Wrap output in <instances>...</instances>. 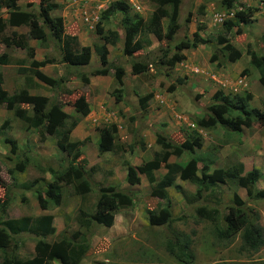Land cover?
Returning a JSON list of instances; mask_svg holds the SVG:
<instances>
[{
	"label": "rangeland",
	"instance_id": "rangeland-1",
	"mask_svg": "<svg viewBox=\"0 0 264 264\" xmlns=\"http://www.w3.org/2000/svg\"><path fill=\"white\" fill-rule=\"evenodd\" d=\"M8 1L9 8L0 0L1 20L6 19L8 9L36 13L38 0ZM52 1L55 6L49 14L61 18L64 34L75 35L79 45H87L91 49L93 45H104L107 73L90 74L91 70L101 67L100 57L93 50L86 65L71 66L61 62L59 43L47 37L44 41L27 39L26 42L33 47V58L53 60L38 70L52 79L64 80L51 87L29 72L23 74L20 69L28 66L29 61L25 50L4 41L12 42L17 35L26 33L27 27L6 25L0 32V53L6 52L9 62L0 65L2 86L7 94L21 89L28 91L27 86L32 85L33 80L38 85L33 90L37 93L32 94L34 98L55 101L62 111L67 112L68 122L77 119L69 136L72 141L80 142L78 150L80 158L85 159L84 168L91 190L81 197L73 191L71 184L61 183L59 204L50 203L46 209L38 207L33 190H43L44 181L48 182L52 177L51 171L63 170L70 157L55 145V135L42 131L40 137L30 125L15 117L13 108L7 109L1 103L0 178L4 186L0 187V201L8 199L9 214L20 216L28 210L34 215L51 214L55 231L52 236H45L46 240L61 236L70 238L73 232L80 230L87 248L77 264H184L164 250V238L171 233L187 235L192 253L188 264H264V244L254 252L241 247L239 234L242 225H239L240 219L235 214L232 194L235 192L244 202L240 214L245 217L248 214L252 218L254 214L263 235L264 199L247 198L245 190L236 186L232 178L218 184L214 196L209 190L200 197L193 183L175 178L172 186L167 188L166 201L149 194V185L142 174H138L139 183H127L124 170L126 165L135 167L150 159L153 152L159 150L154 143V132L163 134L174 143H180L184 137L195 133L193 154L170 155L167 162L183 164L190 156H195L204 160L210 170L233 167L243 174L254 168L258 174L255 188L264 189V122L260 127L242 128L240 133H224L206 110V106L213 101L212 94L217 90L229 96L249 92L251 98L247 108L255 107L264 116V90L249 62L250 52L264 54V44L260 40L264 34V0H234L230 8H226L222 0H179L176 27L171 36L159 42L151 34H146L142 48L131 56L123 54L121 37L112 45L105 44L97 31L96 22L100 20L102 33H106L105 29L122 32L120 13H114L108 21L101 18V11L112 0ZM238 1L255 8L251 20L237 26L239 33L233 26L225 35L241 55L230 62L217 53V58L211 60L212 52L221 48L212 37L223 32L221 22L232 17L234 8H238ZM128 4L130 12H136L143 19L153 9L151 0H131ZM167 9L169 13V5ZM166 22L165 17L161 18L164 33L168 26ZM38 24L44 25L40 18ZM195 32L206 42L199 43L194 49H173V42L191 39ZM162 52H166L165 59L163 63H158ZM174 52L179 55V60L171 63L169 58ZM131 61L145 63L148 68L141 74H132ZM115 65L124 70L121 84L113 75ZM28 74L31 80H25ZM81 74L87 76L86 82L81 80ZM116 94L120 96L118 100L115 99ZM145 94L148 97L141 107L139 98ZM78 95H83L88 103L84 116L72 106ZM17 106L31 115L32 102ZM111 123L116 126L114 146L108 152L99 153L96 128ZM5 138L12 142H5ZM23 160L25 163L21 164ZM200 164L198 162L197 166L202 167ZM163 173L162 166L153 172L156 179ZM99 185H110L129 192L132 205L116 211L109 225H91L81 229L76 223L78 210L92 209ZM204 204L217 208L214 221L197 216L195 208ZM164 205L169 206L173 216L181 219L167 226H149L145 212L156 211ZM232 217L238 229L226 238L218 237L216 228H223L225 220ZM32 241L30 234L21 233L15 242L18 247H13L10 242L7 250L15 249V252L17 249V252L27 255L32 252ZM1 255L0 252V258Z\"/></svg>",
	"mask_w": 264,
	"mask_h": 264
},
{
	"label": "trees",
	"instance_id": "trees-1",
	"mask_svg": "<svg viewBox=\"0 0 264 264\" xmlns=\"http://www.w3.org/2000/svg\"><path fill=\"white\" fill-rule=\"evenodd\" d=\"M153 9L146 19L140 17L136 12L131 13L129 6L122 0L110 1L101 11V18L108 21L109 17L114 13H120L119 25L122 32L117 30L105 29L106 33H102L100 20H97V31L100 33L103 43L114 44L118 37L122 39V52L126 56H131L136 51L142 48L143 37L146 34H151L157 41H162L168 35L174 32L175 19L179 0H151ZM234 0H222V4L226 8L233 7ZM6 7H10L8 0H2ZM170 6L168 13L167 6ZM238 8H234L232 17L222 20L223 32L218 33L213 40L221 45L219 50L212 52L210 58H217V53L225 57L226 60L232 62L238 59L241 55L239 50L235 49L230 43L229 38L225 37L233 26L236 27L235 32L239 33L240 24H246L251 20L255 8L245 6L243 2L238 1ZM12 6V5H11ZM55 3L52 0H38L36 13L26 10L8 9L5 20L0 19V32L7 26L25 25L27 32L16 36L12 42L4 41L5 44H14L25 50L29 59L27 67H21V71L29 72L31 76L36 77L40 81L52 85L62 82L63 78L52 79L44 75L38 70L45 63H51L53 60L44 58L35 60L33 58V47L27 44V39H35L44 41L47 37L59 43L61 53L60 61L71 66L86 65L89 61L91 50L100 57V68L91 70V75H105L108 71L106 67L104 54V45H93L92 49L87 45H79L75 35L63 33V26L59 16H50V11L54 8ZM167 20V29L164 33L161 25V18ZM38 18L41 19L43 27L38 24ZM47 29L45 31L44 29ZM118 32V33H117ZM141 35V38L138 37ZM264 44V34L260 37ZM206 40L198 37L196 32L191 39H180L173 42V49L179 51L182 49H194L199 43H204ZM217 51V52H216ZM166 52H162L158 58V63H163ZM170 62L173 63L179 60V55L174 52L170 56ZM249 62L256 70L257 81L264 90V54H257L254 51L249 53ZM8 62L6 52L0 53V65H5ZM148 68L147 64L139 61H131L130 70L132 74H141ZM114 78L118 84H121V79L124 75V70L120 66H113ZM82 81H87V76L80 75ZM2 78L0 73V104L4 103L7 109L13 108L15 117L22 123L30 125L39 136L42 137V131L48 135H55V145L69 156L66 167L63 170L54 171L51 179L44 182L43 190L34 189L33 196L38 207L46 209L50 203L59 204L60 192L59 185L71 184L73 191L80 195L87 194L90 188V182L86 177L84 168L85 159L80 158L81 153L78 150L80 142L72 141L69 133L77 123V119L73 118L69 122L68 115L61 110L60 105L55 101H48L41 97H33L26 89L18 90L11 94L1 86ZM117 91V90H116ZM148 95H143L139 98L141 107L145 105V99ZM119 95L116 94L115 99L118 100ZM211 98L213 101L206 106L210 117L222 129L224 133H240L242 128H248L252 125L260 127L264 122V116L255 108H247V102L251 98L249 92H244L242 95H227L217 90ZM32 102L31 115L26 114L24 108L17 106L19 103L27 104ZM72 106L84 116L88 111V103L83 95H78L73 101ZM264 108V102L262 103ZM97 131V150L99 153L108 152L114 146L116 137V126L111 123L96 128ZM193 135L184 137L180 143H174L168 140L163 134L154 132V143L159 146V150L153 152L150 159L141 162L137 166H125V180L129 184L139 183L138 174H142L148 185L149 194L153 197L164 199L167 201V188L172 186L175 178L187 180L196 186V192L199 197L210 190L212 196L215 195L217 185L225 182L226 179L232 178L236 186L245 190L246 196L249 199H264V189H256L255 182L258 177L256 169H251L243 174L235 168L220 167L209 169L208 164L204 160H199L195 156H190L183 164L178 162H167L170 155L179 156L182 153L193 154ZM5 142L11 143L12 140L4 139ZM198 162L202 164L197 166ZM25 160L21 161V164ZM200 164V165H201ZM164 168V173L160 178L154 177L153 171L159 167ZM204 166V167H203ZM11 173V169L8 170ZM31 183V182H30ZM32 184V183H31ZM30 185V184H29ZM4 186L3 180L0 178V187ZM232 203L234 204L235 214L238 215L239 225H242L239 237L241 247L250 252L256 251L264 244V235L259 227L254 214L253 218L247 214V217L241 213V207L244 204L243 200L233 192ZM169 204V203H168ZM132 205V197L129 192L120 190L110 185H99L97 188V196L90 211L78 210V215L84 220L77 217L76 223L82 229H87L91 225H109L112 216L122 208H128ZM8 206V199L0 201V264H77L82 254L86 250V240L80 230H76L69 237L61 236L58 239L46 240L45 236H52L55 229L52 225L51 214L38 215H21L18 217L8 218L5 213V208ZM198 217L209 221H214L218 210L215 207L201 205L195 208ZM145 219L149 226H167L173 221H178L179 216H173L169 206L164 205L156 211L145 212ZM233 217L225 220L223 228H216L215 234L220 238H226L233 234L238 225L233 223ZM84 229V230H85ZM21 233H28L33 237L32 252L27 255H22L15 249L8 251L9 243L16 247V238ZM16 237V238H15ZM164 250L172 255L175 259L184 264L190 263L192 253L188 246L187 235L182 233H171L170 236L164 238Z\"/></svg>",
	"mask_w": 264,
	"mask_h": 264
},
{
	"label": "crops",
	"instance_id": "crops-1",
	"mask_svg": "<svg viewBox=\"0 0 264 264\" xmlns=\"http://www.w3.org/2000/svg\"><path fill=\"white\" fill-rule=\"evenodd\" d=\"M30 46V45H29ZM32 47V46H31ZM35 60H37L36 58H34ZM6 65V64H5ZM2 66V65H1ZM24 67H27V66H24ZM43 72V71H42ZM0 73H1V71H0ZM26 74V72H23V74ZM1 78H2V82H1V86L3 85V75H2V73H1ZM31 80L32 79V77L28 74L26 77H25V80ZM32 81V85H30V86H27V89H28V93L30 94V95H32V94H37V93H35V91H33L34 89H35V87H37L38 85L36 84V82L35 81H33V80H31ZM31 83V82H30ZM2 88H3V86H2ZM4 89V88H3ZM5 90V89H4ZM120 97V96H119ZM67 113V112H66ZM91 115V114H90ZM91 119V118H90ZM95 118H92V120H94ZM71 132V131H70ZM151 138H153L148 132H146ZM145 135V134H144ZM154 139V138H153ZM148 160V159H147ZM168 160V159H167ZM171 162V161H170ZM172 162H175V161H172ZM179 163V162H178ZM182 164V163H181ZM132 166V165H131ZM154 172V171H153ZM44 182H47V181H44ZM9 207L7 206L6 208H5V213H6V215H7V217L8 218H10V217H18V216H16V215H14V216H12V215H10L9 214V212H8V209ZM31 214H33V213H31L30 212V210H28L27 212H26V214H23V215H31ZM44 214V213H43ZM34 215V214H33ZM36 215H38V214H36ZM21 216V215H20Z\"/></svg>",
	"mask_w": 264,
	"mask_h": 264
},
{
	"label": "built area",
	"instance_id": "built-area-1",
	"mask_svg": "<svg viewBox=\"0 0 264 264\" xmlns=\"http://www.w3.org/2000/svg\"><path fill=\"white\" fill-rule=\"evenodd\" d=\"M122 1H124V2H126V3H129V2H131V0H122Z\"/></svg>",
	"mask_w": 264,
	"mask_h": 264
},
{
	"label": "clouds",
	"instance_id": "clouds-1",
	"mask_svg": "<svg viewBox=\"0 0 264 264\" xmlns=\"http://www.w3.org/2000/svg\"><path fill=\"white\" fill-rule=\"evenodd\" d=\"M109 2H110V1H109ZM109 2H108V3H109ZM125 3H126V2H125ZM126 4H127L128 6L130 5V4H128V3H126Z\"/></svg>",
	"mask_w": 264,
	"mask_h": 264
}]
</instances>
